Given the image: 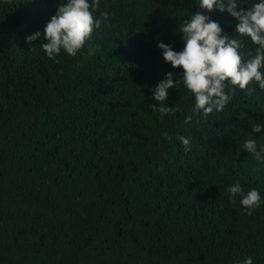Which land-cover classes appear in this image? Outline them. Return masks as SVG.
Here are the masks:
<instances>
[{
  "label": "trees",
  "instance_id": "1",
  "mask_svg": "<svg viewBox=\"0 0 264 264\" xmlns=\"http://www.w3.org/2000/svg\"><path fill=\"white\" fill-rule=\"evenodd\" d=\"M60 2L0 0V264H264V204L249 216L225 191L239 180L264 196V165L239 148L264 122V91L237 86L199 123H184L182 85L175 113L148 106L166 73L183 76L157 46L183 49L182 19L202 11L229 36L238 21L198 0H100L111 23L53 60L25 37Z\"/></svg>",
  "mask_w": 264,
  "mask_h": 264
},
{
  "label": "clouds",
  "instance_id": "2",
  "mask_svg": "<svg viewBox=\"0 0 264 264\" xmlns=\"http://www.w3.org/2000/svg\"><path fill=\"white\" fill-rule=\"evenodd\" d=\"M198 3L200 9L209 13L213 10L227 11L238 21L235 32L229 36L218 21L197 11L180 22L178 30L184 41L182 50L176 51L163 41L158 43L163 59L172 67L183 69L182 78L168 72L151 89L152 99L159 102V106L156 103L148 106L159 114L161 120L178 110L176 104L170 106L168 101L170 89H179L181 85L194 99L190 114L184 117L185 124L194 119L199 123L200 118L207 119L210 114L222 112L232 102L237 86L250 92L253 89L249 85L254 83L256 88L264 91V0H254L250 6L247 0H198ZM245 3L246 8L243 6ZM111 16L110 11L100 10V0H61L55 14L45 24L43 33L36 30L25 39L32 45L42 37L40 48L53 60L61 52L75 57L82 54L81 50L94 30L111 23ZM245 38L255 46L253 50L248 49ZM262 129L264 122H252V132L239 141V148L264 165V143L253 135L261 133ZM162 136L172 140L168 131L162 132ZM179 141L185 152L192 150L190 135H180ZM225 191L231 203H237L239 198V205L249 216L264 204L259 188L246 190L239 180L228 184ZM236 264H254V261L251 256H246Z\"/></svg>",
  "mask_w": 264,
  "mask_h": 264
}]
</instances>
